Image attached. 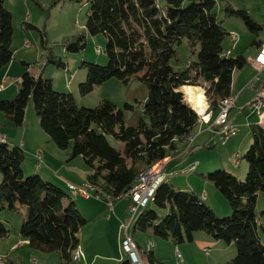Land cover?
Instances as JSON below:
<instances>
[{
  "label": "trees",
  "instance_id": "16d2710c",
  "mask_svg": "<svg viewBox=\"0 0 264 264\" xmlns=\"http://www.w3.org/2000/svg\"><path fill=\"white\" fill-rule=\"evenodd\" d=\"M216 1L165 0L161 8L156 0H86L85 33L65 40V48L78 52L86 46V35L104 34L108 63L83 62L87 73L85 82L78 85L79 91L85 95L111 78L126 82L137 77L147 87L148 95L144 101H136V126L125 124L123 110L113 102L104 99L93 107L80 106L71 92L55 90L50 78L28 70L20 76L16 95L0 99V111L11 125L20 127L32 100L40 127L50 140L61 150L71 147L69 159L83 158L90 169L86 180L95 195L106 201L117 200L131 188L142 169L185 148L189 135L193 134L195 140L201 122L185 99L184 86L203 88L209 111L217 110L232 94L233 72L247 61L243 54L225 53V39L230 34L217 17ZM222 10L226 17L241 19L255 35L261 29L245 9L225 5ZM25 25L37 29L30 23ZM12 34V14L0 0V69L14 57ZM183 39L196 59L185 69H175L170 61L177 59L175 46ZM252 44L259 42L253 40ZM44 62L65 66L56 57H47ZM124 108L134 107L124 103ZM250 130L251 143L242 156L248 164L244 179L224 169L202 175L228 202L229 214L217 216L200 195L166 181L157 188L151 206L138 213L135 229H150L174 245L190 242L195 232H202L235 244V255L226 264H264L255 211L257 195L264 192V128L253 123ZM109 137L119 142V147L112 146ZM194 147L193 141L188 152ZM24 158L20 146H10L0 139V212H17L18 204L24 206L19 236L31 248L58 252L61 264H72L79 232L87 219L60 186L37 173L25 176L21 167ZM157 208L165 212L160 214ZM8 233L0 220V238ZM147 251V264H165L150 249Z\"/></svg>",
  "mask_w": 264,
  "mask_h": 264
},
{
  "label": "rangeland",
  "instance_id": "374dc122",
  "mask_svg": "<svg viewBox=\"0 0 264 264\" xmlns=\"http://www.w3.org/2000/svg\"><path fill=\"white\" fill-rule=\"evenodd\" d=\"M156 1L161 8L165 6V0ZM225 5H230L231 7L236 9L247 10L251 18L261 25V29L258 30V33L255 35L252 32H249L241 19L237 17H226L222 10ZM4 7L8 9L12 14L13 34L10 47L14 53V57L9 62V76H3L5 69H2L0 74V82H2L3 78L12 77V79H14L15 76L21 75L23 73V65L21 61H25L30 64L29 72L31 74L37 76L40 74V72H43L44 76L52 80V84L55 90L68 91L71 93L73 91L72 94L78 105L93 107L104 99L109 100L113 102L117 106V108H121L123 110L124 122L126 125H137L138 102L136 101H144L148 95L147 87L137 77H132L126 82L116 78H111L103 82L101 85L96 86L92 91L85 95H81L79 91L78 85L79 83L85 82L87 73V69L85 68V64H83V62L95 63L101 66H105L108 63V57L105 53L106 37L104 34L86 35V46L83 50H80L78 52H69L65 48V40H71L73 38H76L78 35L85 33L84 25L86 23L88 12V3L86 2V0H80L79 2L70 0H4ZM215 11L218 13V19L223 20V26L230 34L225 39V50L230 49V47L232 46V55L243 54L247 61V64L242 68V70H245L248 77H257L259 81L264 83V68L257 70L249 62L252 61L258 53V48L255 44H252V41L256 40L257 42H264V0H217L215 4ZM25 23H30L31 25L37 27V29L27 28ZM232 34H234L236 38L234 37V40L230 41V39H233ZM175 50L177 59L173 58L170 61V64L175 69H185L189 65L190 61L196 59V54H191V48L186 39H183L180 45L175 46ZM47 57L59 58L65 66L59 67L50 62L45 63V66L43 62ZM26 68L27 67L25 66V70H27ZM12 83L13 85L10 87L8 92L6 91V96L0 99H12L15 96L17 92L14 91V88H16V84L15 82ZM4 86H6V83L2 85V87ZM197 87H199L204 94V89L200 86ZM185 92V99H187V101L191 105V102L189 101L190 92ZM124 103L132 104L134 108L132 110L125 109ZM242 103L243 102L238 104L242 105ZM206 108L208 113V105L206 106ZM235 110H232L230 115L231 117L234 116L233 112ZM216 115L217 113L213 116L216 117ZM242 116L243 115H241V117ZM240 118L237 119L238 123H240L241 121ZM255 118H257L258 120L257 115ZM242 120L245 121L243 117ZM255 123H257V121H255ZM24 124L30 131L28 133L33 135L34 139L36 138L37 131L40 130V132H44L40 127L39 121L33 109L32 100H30L27 105ZM242 128V130H248L246 126H242ZM14 130L20 129L12 126L8 122L4 114L0 111V136L4 135L6 137L7 134L12 135ZM108 139L112 146L119 147V142H117L115 139H113L112 137H109ZM12 141H16V143ZM190 141L187 140L186 148L189 146ZM8 143L19 145L20 136H18V138L15 140L9 137ZM250 143L247 144V146H245L242 150H238L236 154H234L235 152L231 154L232 156H229L228 158L226 150H224V145H221L217 141L214 145L201 146L195 149V151L191 155L187 156L186 160H176L174 163L179 165V167H177V169L175 170L177 175L174 178L172 176L174 174H168L169 179H167L166 181L169 180L171 184L178 187L181 186V184L179 183H195V185L200 186L201 181L205 180L202 176H200V179L197 178V174L199 173V171H201L200 169H203V175H206L207 173L213 172L217 169H224L234 176L240 179H244L248 164L245 159L242 158V156L248 149ZM50 144L55 147V143L53 141H51ZM61 152L64 157L63 162H67L68 165H70L72 175H74L80 181V183L77 185L85 183L87 181V175L90 173V169L85 165L83 158L81 156H77L69 160L71 147ZM24 154L25 158L21 163L24 175L26 176L34 174L32 170L35 168V165L30 161V154ZM33 157L36 158L35 154L33 155ZM239 159V164H237ZM227 160L233 166V170H231L232 168L228 169L222 167V163H226ZM195 162H198L199 164V167L196 170H188L187 168L186 170L182 169L184 165L189 166ZM181 170H183V173H180ZM239 171H242V173ZM187 176L188 178H185ZM53 183L57 185L56 180L54 179ZM211 186L212 188H214L212 184ZM60 187L65 190V192L73 200L77 199L76 196H78V194H70L71 191L69 192L66 188H64V186L60 185ZM68 189L70 190V188ZM193 189L194 191H196V188H194V186L192 190ZM200 191L201 190L199 189L196 193L199 194ZM217 194V196H221L219 193ZM212 197L213 196L209 194L208 201H211L210 199ZM93 199L94 198L88 199L89 205L93 202H96L93 201ZM126 201L127 199L123 198L120 200H115L114 202L122 203ZM214 203L215 210H213V212L215 214H219V212L221 211V209H219L220 203L219 201H215ZM78 204L82 208V213L86 212V208L85 206L81 205L80 200H78ZM263 210L264 192H259L256 198L255 205V211L259 218H264V215H261V212ZM125 211L127 212V209ZM157 211L160 214H163L165 212L164 210L158 208ZM24 214L25 207L20 206L19 204L17 212L10 210H3L0 212V220L10 231V236L8 238L0 239V264H10V260L7 261L6 259V254H9L10 252L14 254L13 250L10 251V249L12 244L18 241L16 235L22 223ZM224 216L226 215H221L219 217ZM101 223L102 221L100 218V221H97L94 226L100 227ZM88 226L93 225L87 224L82 229L86 230ZM134 234L137 241L141 245V248L143 249V245L144 242H146L147 235L139 230H135ZM201 236L208 237L209 235L205 234ZM149 238H153V241L155 243V251L158 252L156 253L158 255L157 257L162 258L165 264H226L235 255L236 252V247L233 242L228 244L222 240L214 239L213 237H211V240L216 242L214 244L207 240L199 241L198 237H194L193 241H186L177 245L169 244L170 242L168 240L162 239L155 235H151ZM143 239L144 242H142ZM262 239H264V236ZM93 247L94 245L91 247V249H93ZM177 248H179L180 252L177 250ZM176 250L181 253L180 258L176 256ZM50 256L58 258L57 255L52 252ZM142 257L145 260L144 251H142ZM76 261L77 260H73L72 264H76ZM16 264L37 263H35L34 261L29 262V260H21ZM46 264H53L52 259H46Z\"/></svg>",
  "mask_w": 264,
  "mask_h": 264
},
{
  "label": "crops",
  "instance_id": "0c3cea01",
  "mask_svg": "<svg viewBox=\"0 0 264 264\" xmlns=\"http://www.w3.org/2000/svg\"><path fill=\"white\" fill-rule=\"evenodd\" d=\"M230 41H233L230 39ZM262 42V41H261ZM256 45L258 48L261 44ZM225 49V48H224ZM233 50V47L231 46L230 49L225 50V53L227 55H232L231 52ZM255 58L252 61H249L251 64L254 62ZM23 65V71H25V65L24 63H28L25 61H21ZM10 63H8L4 68L0 69V74L2 69L4 70L3 76H9L10 72ZM45 64V62H43ZM247 64V63H246ZM46 66V64H45ZM27 67V66H26ZM264 68V66L262 67ZM28 71L30 69V66L26 68ZM46 69V68H44ZM43 74V72H40ZM21 75H17L12 79V77H7L3 78L2 82H0V98H3L6 96V93L10 89V87L13 85L12 82H15L16 88H14V91L16 92L18 90V83L20 80ZM1 80V79H0ZM6 83V86L2 87ZM8 84V85H7ZM264 87V83L261 81H255L254 77H248L247 73L245 70L237 69L233 72L232 75V85H231V93H238V99L236 102V105L234 108L231 109L229 116L231 115L232 110H235L233 112L234 116H230V119L233 124L238 126V133L235 136H232L226 144H224V150H226L227 158L229 156H232L231 154H236L238 150H242L247 144L251 142V130L250 126L251 124L255 123L257 121V124L260 125L259 120H257L256 114L248 108V104L251 102L253 96L255 95L256 90L260 87ZM71 90V89H68ZM74 90V89H73ZM248 90V91H247ZM7 91V92H6ZM17 93V92H16ZM73 93V91H72ZM16 95V94H15ZM242 103V105H239L238 103ZM207 103V102H206ZM208 105V104H207ZM210 114V121H214V114L217 113V110L215 111H208ZM242 117L245 119V121L242 120ZM241 117V118H240ZM240 118V123L237 122V119ZM7 119V118H6ZM9 122V121H8ZM10 123V122H9ZM11 124V123H10ZM13 126V125H12ZM242 126H246L248 130L244 129L242 130ZM207 125L204 123H200V126L198 127V132L196 133L195 140H194V149H191L190 152H188L189 149L181 148L178 151L174 152L170 156L166 157L164 162L166 164V170L167 172H175L177 167H179L178 164H175L174 162L176 160H186L187 156L191 155L195 149L201 147V146H209V145H214L216 142V137L213 135L208 129ZM20 130H14L13 134H7L5 142L7 144H11L10 146H20L23 150L24 153L30 154V161L35 165V168L32 170L33 173L39 174L42 178L45 180H49L53 182V179L56 180V184L58 186L62 185L64 188H67V183H73V184H79L80 181L77 179L74 175H72V171L70 168V165L68 163L63 162V155L61 154L63 150L59 149L55 144V147L52 146L51 140L49 136L45 132H40L37 131L36 138H33V135L29 134L28 132L29 129L26 127V125L22 124V126L17 127ZM18 136H20V143L19 145L13 144V143H8L9 137L13 140L17 139ZM194 136V135H193ZM36 140V141H34ZM16 143V141H12ZM226 146V148H225ZM198 151V150H196ZM35 154L36 158L33 157ZM70 160V159H69ZM240 159L238 160L237 164H239ZM180 163V162H178ZM194 165L196 170L199 167L198 162H195L189 166H183V170L188 169L190 166ZM223 168H232L233 166L227 162L222 163ZM182 170V173H183ZM193 170V171H194ZM199 173L197 174V178H201L200 176L203 175V169H200ZM233 170V168L231 169ZM192 171V172H193ZM191 172V171H190ZM242 173V171H239ZM240 174V173H238ZM177 174L172 175L174 178L176 177ZM185 178H188L185 177ZM169 179V178H167ZM167 182L170 183L168 180ZM55 183V182H54ZM87 183V181L85 182ZM181 184L180 187L175 186L177 188L183 189V190H188V191H193L197 192V190H201L200 193H196L200 195L205 203H207L213 210H215V201H219V209L221 211L216 213L217 215H227L230 212V207L228 205V202L224 199L221 198V196H217L218 192L215 188H212L211 184L207 182L206 180L201 181V185L197 186L195 183H179ZM196 188V191L192 188ZM211 194L213 197L210 199L211 201H208V195ZM77 199H74V202L77 206V208L81 211L82 208L78 204V200L81 201V205L85 206L86 212L81 213L84 215V217L87 219V223L85 225H93V226H88L86 230H83L82 228L85 227V225L81 228L79 232V245L78 247L82 250V255L80 258L76 261V264H120L122 261L126 260V257L121 253L120 248H119V232H120V224L124 220V217L127 215L128 211L126 212L125 210L128 208L130 204V200L125 197L118 198L117 200L120 199H127L126 202L122 203H116L114 201H111V204L104 200L102 197H80L76 196ZM94 198L92 204H88V199ZM149 204L148 206H150ZM147 206V207H148ZM101 218V226L96 227L94 226L97 221H100ZM259 223V235L261 238V242L264 244V218H259L258 219ZM135 224V222H134ZM88 230V231H87ZM135 227L134 225L131 227L129 230V234H131V237L135 241L136 245L138 246L139 253L142 256V251L146 254L148 252L147 245L151 244L150 251L152 254L156 257L158 255L155 251V243L153 241V238H149L151 235H154L152 231L149 229L147 231H142L147 235L146 237V242H144V239L142 242H144L143 249L141 248V245L137 241L135 237ZM87 231V232H85ZM16 235V234H15ZM205 235L202 232H197L194 234V237H198V240H207L210 241L211 243H216L215 241L211 240V236H201ZM10 236V231L6 237L3 238H8ZM17 242L12 244L11 250H13L14 254L11 252L9 254H6V259L7 261L10 260V264H16L18 261L20 262L21 260L23 261H34L37 264H46V259L50 258L52 259L53 264H61V259L59 256L58 252H52L57 255L58 258L51 257L50 254L51 252H44L40 251L38 249L31 248L30 245L28 244V241L21 238L19 236V233L17 231ZM202 237V238H201ZM0 238V239H3ZM193 241V240H192ZM171 244V243H169ZM212 244V245H213ZM94 245L93 249L91 247ZM211 245V244H210ZM179 251V248H177ZM176 250V252H178ZM180 252V251H179ZM178 252V253H179ZM48 253V254H47ZM181 254V253H179ZM143 258V257H142ZM162 259V258H160ZM144 263L146 261L143 259Z\"/></svg>",
  "mask_w": 264,
  "mask_h": 264
},
{
  "label": "built area",
  "instance_id": "2783aa9c",
  "mask_svg": "<svg viewBox=\"0 0 264 264\" xmlns=\"http://www.w3.org/2000/svg\"><path fill=\"white\" fill-rule=\"evenodd\" d=\"M252 65L260 70L264 66V45L262 48V52L259 56L255 57ZM255 81H258V78H254ZM238 99V93L236 97L233 98L232 102L222 108L219 111V114L214 118V121L202 120L201 123L207 125V129L216 137V141L221 145L227 143V141L235 136L239 129L238 127L232 123L229 113L232 108L235 107ZM248 108L252 112H255L260 125L264 128V87L260 86L253 96L251 102L248 104ZM0 139L5 140L6 137L4 135L0 136ZM194 139L190 141L187 149H190L192 146ZM236 159V158H235ZM166 164L163 161V165L158 168H152L150 171H147V174H143L140 180L136 181L131 189H129L128 194L125 198L130 200V204L127 208V215L124 217V220L120 224V232H119V248L121 253L126 257V260L129 264H139L134 262L133 252H131V244L128 242L127 238V227H128V219L131 216H134L135 213L139 212V208L142 205L149 204L150 193L154 188V183L157 180V177L162 174H176V172H167ZM182 173V170L180 171ZM67 188L75 190L78 196L80 197H98L95 195L94 189L89 186L88 183H82L80 185L67 183ZM109 205L111 204L110 199L107 200ZM150 247V244L147 245Z\"/></svg>",
  "mask_w": 264,
  "mask_h": 264
},
{
  "label": "bare ground",
  "instance_id": "6f19581e",
  "mask_svg": "<svg viewBox=\"0 0 264 264\" xmlns=\"http://www.w3.org/2000/svg\"><path fill=\"white\" fill-rule=\"evenodd\" d=\"M233 35V36H232ZM232 40H234V37L235 35L232 34ZM236 38V37H235ZM263 45H264V42H261V46H260V49L258 50V53L256 55L259 56L260 53L262 52V48H263ZM184 91H189L190 94H189V101L191 102V105L192 107L196 110L198 116H199V120L202 121V120H207L209 121V118H210V114L207 113V103H206V100H205V96L202 92V90L197 87V86H184L183 87ZM236 97V94L235 93H232L229 97L223 99L219 105V108L217 109V115L219 114V111L222 109V108H225L226 105H228L229 103L232 102L233 98ZM206 108V109H205ZM216 115V116H217ZM194 139V136L193 134L189 135L187 137V140L190 141ZM2 140V139H1ZM2 141H5V140H2ZM237 158V156H236ZM165 160V159H164ZM159 161L151 166H148L144 169L141 170V172L139 173L137 179L135 180L138 181L140 180V178L143 176V174H147V171H150L152 168H158L160 167L161 165H163V161ZM190 169H194V165L190 166L188 168V170ZM172 175V174H171ZM168 178V174H162L160 176L157 177V180L156 182L154 183V188L152 190V192L150 193V197H149V204L151 203V201L153 200L154 198V195H155V192L157 190V188L162 184L164 183ZM134 182V183H135ZM134 185V184H133ZM133 185L131 186V188L133 187ZM91 186V185H89ZM91 188L94 189L93 186H91ZM130 188V189H131ZM71 193H73L74 195H77L76 191L75 190H72L70 189ZM129 190L124 192L119 198L121 197H126V195L128 194ZM111 202V200H110ZM149 204H145V205H142L140 208H139V211L146 208ZM139 213V212H138ZM138 213H135L134 216H131L129 219H128V227H127V238H128V242L131 244V252H133V257H134V262L135 263H139V264H143L142 262V259H141V254L139 253V250L137 248V245L135 243V241L133 240V238L131 237V234H129V230L131 229V227L134 225V222L136 220V217L138 215ZM149 245V244H148ZM150 247H151V244H150ZM150 247H147L148 249H150ZM82 255V250L78 247L77 250L75 251V253L73 254V259L74 260H78L80 258V256ZM176 256L178 258L181 257V255L176 252Z\"/></svg>",
  "mask_w": 264,
  "mask_h": 264
}]
</instances>
